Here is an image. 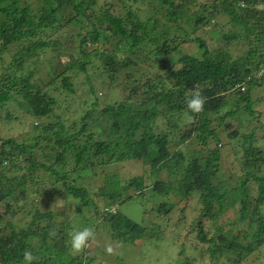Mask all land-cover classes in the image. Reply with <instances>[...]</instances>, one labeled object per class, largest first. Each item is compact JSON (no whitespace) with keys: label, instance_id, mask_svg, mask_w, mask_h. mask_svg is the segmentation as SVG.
<instances>
[{"label":"trees","instance_id":"16d2710c","mask_svg":"<svg viewBox=\"0 0 264 264\" xmlns=\"http://www.w3.org/2000/svg\"><path fill=\"white\" fill-rule=\"evenodd\" d=\"M119 1L124 11L118 13L114 4L103 7L98 0H38L37 4L0 0V109L18 101L36 118L51 117L55 98L32 81L29 60L39 59L50 47L65 58L62 43L50 37V31L69 24L83 30L78 33L77 54L69 69L85 71L99 61L100 74L108 73L111 80L118 73L125 76L119 88L122 95L127 93L100 108L98 91L90 85L92 102L79 121L67 125L60 116L57 121L41 120L33 124L31 142L0 136V215H14L26 208L27 202L19 205V200L27 199V180L31 177L33 181L31 174L40 176L39 171L42 177L53 179L52 183L62 182L65 194L79 207L98 213L100 205L80 181L82 172L112 159H138L149 166L151 184L145 175L123 181L117 174H108L101 187L106 197L101 225L113 239L135 245L164 235L160 225L145 226L115 211V203L124 195L148 190L160 194L165 197L158 206L162 215L176 207L177 197L197 198L204 214L218 220L234 191L239 200L229 204L236 209L229 228L216 225L212 237L201 221L195 229L197 238L208 245L212 264L241 263L264 245V148L258 144V126L253 125L261 101L253 97V89L264 82V11L255 5L264 0H216V4H199L196 9V0H132L148 5L137 9ZM207 25L219 33L214 48L198 34ZM245 41L247 51L235 57L232 48ZM189 42L197 45V54L182 47ZM14 44L22 46L5 65ZM106 44L111 45L104 48ZM156 64L166 68L165 72L159 69L156 76L149 75ZM164 73L166 81L161 79ZM49 76L45 87L62 77L61 88L73 91L66 69L57 75L50 71ZM193 90H199L204 99L200 113L187 108ZM234 117L240 119L239 128L228 122ZM242 125L250 130L241 132ZM224 141L228 147L240 143L237 162L242 174L232 186L221 178ZM181 143L188 147L171 151L172 145ZM163 171L167 179L162 178ZM10 172L14 175L9 176ZM19 188L23 190L20 195ZM184 212L183 208L181 215ZM54 218L52 210L35 207L26 226L8 221L0 227V264H22L25 252L37 257L33 264H92L87 248L72 253L66 233L58 235L55 230Z\"/></svg>","mask_w":264,"mask_h":264},{"label":"rangeland","instance_id":"374dc122","mask_svg":"<svg viewBox=\"0 0 264 264\" xmlns=\"http://www.w3.org/2000/svg\"><path fill=\"white\" fill-rule=\"evenodd\" d=\"M30 1L35 4L38 2V0ZM125 1L127 4L133 5V8L136 9L137 7H148L147 3L138 2L134 4L132 0ZM196 2L198 4L193 6V9H196L199 4H216V0H196ZM98 3L99 6L103 7H109V5L114 4L117 7L114 10L115 12L119 13L124 11L123 4L119 0H98ZM211 30V27L207 25L199 30L198 34H202L207 39L210 47L214 48L218 44L217 38L219 33L215 29ZM81 31H83L82 28L73 24L64 25L58 27L55 31H50V34L52 33L50 37L62 43L63 49L65 50V58L63 56L60 57L58 52L50 47L46 48V51L39 59L34 58L35 60H29V63H32L29 67L34 70L32 81L38 83L40 87H43L55 98L53 116L51 115V117H43L41 119L36 118L29 114L24 107L20 106L18 101H10L3 109H0V136L5 138L13 137L19 141L31 142L35 134L33 124H40L41 120H45L46 123L57 121V116H60V119L67 125L72 124L74 120L79 121L92 102L89 96L90 85L95 86L96 91H98L100 108L104 107L105 104L113 103L116 96L120 97L123 94L119 85L122 86L125 84V76L118 73L111 80L108 73L104 72L100 74L98 70L99 61L96 65L89 64L85 71L78 67L69 69V63L77 54L78 33ZM69 45H72L73 48L69 49ZM110 45L106 44L104 48ZM21 46L18 44L11 45L10 51L6 55L8 60L5 62V65L8 64L11 56ZM248 46L249 44L246 41L241 46H234L232 48L234 50V56L240 57L247 51ZM88 47L92 50L94 46L91 43ZM182 47L191 54H197L198 52L197 45L192 42L183 44ZM119 54L121 55V52ZM157 65L151 69L149 75L156 76L159 69L165 72L166 68H162L161 64L157 68ZM65 69L66 74L71 76L73 91L61 88L62 77L56 79L48 87H45L46 82L50 80V71L54 75H57ZM161 75V79L166 81L167 76H165V73ZM143 81L145 82V80ZM58 85L61 89H56ZM253 93V97L256 100L261 98L260 103H257L256 106V114L259 117L255 119L253 125L258 126V144L264 148V82L262 85L255 87ZM125 95H122L120 99H123ZM8 114L11 117L9 119L6 118ZM239 121L240 119L236 117L228 120L233 128H239V126L236 127ZM186 128L183 127V129ZM249 130V127L243 125L240 127L241 132ZM225 144L224 141L222 147H225V149L222 151L224 152L223 157L225 159L222 158L223 176L221 178L222 180L226 179L230 182V186H232L234 178L242 174L241 166L237 162V158L239 159L241 156L237 147L240 143H233L234 145L230 147L224 146ZM178 146L185 149L188 147V144L181 143L179 145H172L171 151L174 152ZM218 147H221V144ZM45 152H50V149H47ZM39 173L40 176L38 174H31V176H34V179L32 181L31 177H29V180H27V199L19 200V205H22L25 201L27 202L26 208L20 209L14 215H0V227H4L8 221H13L18 227L26 226L33 218L35 207H39L43 211L45 209L52 210L55 213V230H57L58 235L66 233L65 237L69 240V246H71L70 235L73 232L83 230L84 228L92 229L94 235L86 247L91 251L89 255L93 258L92 264H212L209 253L206 251L208 246L206 241H201L197 238L196 224L201 221L205 230L208 232V236L212 237L217 232L216 225L224 224L225 229L229 228L231 221L236 217V209L233 206H229L230 203L234 205L239 200L238 193L234 191L230 193L226 209L219 216L218 220H214L204 214L203 207H201V203L197 201V198L189 197L188 199L180 200L177 197L175 199L177 202L176 207L170 213L162 215L158 212V206L165 197L160 194L148 190L145 194L134 193L129 197L124 195L120 201L115 203L116 207L113 209L115 211L118 210L121 214L132 218L142 225L162 226L164 228V235L160 240H139L135 245L122 243L113 239L108 228L101 225L104 214L102 213L104 206L102 204H105L106 200V197L101 194V187L105 185V176L108 174H117L123 181L136 175H145L148 183L151 184L153 177L152 174H149L150 168L148 165H145L142 160L138 159L125 161H115L112 159L108 160L104 165L95 166L92 169L83 171V177L80 181L89 188L91 197L100 205V211L98 213L96 211L88 213L85 208L82 209L79 207L73 197L65 194L64 186L61 185L62 182H60L61 184L52 183L53 179L44 178L42 177V172L39 171ZM18 174H23V172ZM8 175L13 176L14 173L10 172ZM162 178L167 179L166 171L162 172ZM227 181L225 183H228ZM56 187L57 189H55ZM16 192L20 195L23 190L19 188ZM58 193L62 194L60 195ZM52 196L55 197L50 200ZM2 207L0 204V212L3 209ZM183 208L185 212L181 215ZM80 218H83V221ZM66 227L69 228L68 231H66ZM244 227L242 225L240 228ZM221 264L233 263L232 261L224 260ZM238 264H264V245Z\"/></svg>","mask_w":264,"mask_h":264},{"label":"clouds","instance_id":"9594fccd","mask_svg":"<svg viewBox=\"0 0 264 264\" xmlns=\"http://www.w3.org/2000/svg\"><path fill=\"white\" fill-rule=\"evenodd\" d=\"M204 99L199 90H193L190 97L187 99V108L193 113H200L203 110ZM94 233L90 228L75 231L70 235V245L72 253H79L88 246L89 240ZM111 251V249H109ZM37 257L33 256L31 252L23 254L22 264H33Z\"/></svg>","mask_w":264,"mask_h":264},{"label":"built area","instance_id":"2783aa9c","mask_svg":"<svg viewBox=\"0 0 264 264\" xmlns=\"http://www.w3.org/2000/svg\"><path fill=\"white\" fill-rule=\"evenodd\" d=\"M255 7L260 11H264V1H260L256 3ZM262 71L264 72V65H263Z\"/></svg>","mask_w":264,"mask_h":264}]
</instances>
